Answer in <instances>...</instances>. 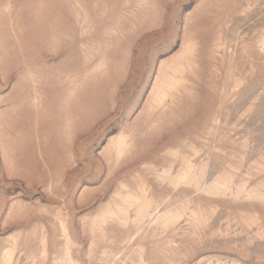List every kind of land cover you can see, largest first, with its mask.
Instances as JSON below:
<instances>
[{
	"label": "rangeland",
	"instance_id": "rangeland-1",
	"mask_svg": "<svg viewBox=\"0 0 264 264\" xmlns=\"http://www.w3.org/2000/svg\"><path fill=\"white\" fill-rule=\"evenodd\" d=\"M0 264H264V0H0Z\"/></svg>",
	"mask_w": 264,
	"mask_h": 264
}]
</instances>
